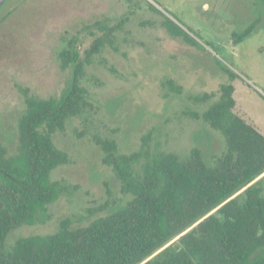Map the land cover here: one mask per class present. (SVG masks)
Segmentation results:
<instances>
[{
    "label": "rangeland",
    "instance_id": "rangeland-1",
    "mask_svg": "<svg viewBox=\"0 0 264 264\" xmlns=\"http://www.w3.org/2000/svg\"><path fill=\"white\" fill-rule=\"evenodd\" d=\"M150 1L200 45L172 37L162 14L139 0L134 8L124 0H5L1 5L0 142L11 151L25 106L20 88L40 98L58 97L71 76L59 57L68 42L73 40L83 57L103 34L95 22L119 26L113 32L116 49L104 47L85 65L80 83L91 109L53 135L69 160L50 175L64 186L48 206L50 218L12 230L7 249L21 236L54 232L64 217L83 226L125 203L129 196L101 162L97 138L115 140L123 153L138 149L144 135L152 148L180 156L199 148L209 163L223 153L220 132L190 112H202L219 98L221 85L230 81L225 67L238 75L231 82L233 110L264 134V0ZM204 92L214 95L200 102L193 98Z\"/></svg>",
    "mask_w": 264,
    "mask_h": 264
},
{
    "label": "trees",
    "instance_id": "trees-1",
    "mask_svg": "<svg viewBox=\"0 0 264 264\" xmlns=\"http://www.w3.org/2000/svg\"><path fill=\"white\" fill-rule=\"evenodd\" d=\"M124 1L134 8L135 0ZM139 2L162 14L172 37L200 45L150 0ZM94 25L103 34L83 57L73 40L59 54L71 76L58 97L40 98L20 88L25 106L16 146L11 151L0 142V264H264V134L233 110L231 82L238 75L228 67L230 81L221 85L219 98L202 112H190L224 137L225 151L211 163L199 148L184 156L152 148L149 135L129 153L120 152L113 139L97 138L101 162L129 196L125 203L83 226L64 217L54 232L21 236L5 247L12 230L48 220L49 204L64 190L50 178L69 160L53 135L92 107L80 83L92 55L106 46L116 49L113 32L119 26ZM166 83L180 92L173 80ZM213 95L193 98L200 102Z\"/></svg>",
    "mask_w": 264,
    "mask_h": 264
},
{
    "label": "water",
    "instance_id": "water-1",
    "mask_svg": "<svg viewBox=\"0 0 264 264\" xmlns=\"http://www.w3.org/2000/svg\"><path fill=\"white\" fill-rule=\"evenodd\" d=\"M5 0H0V7L1 5L4 3ZM154 4V3H153ZM155 6H157L156 4H154ZM159 8V6H157ZM160 9V8H159Z\"/></svg>",
    "mask_w": 264,
    "mask_h": 264
},
{
    "label": "built area",
    "instance_id": "built-area-1",
    "mask_svg": "<svg viewBox=\"0 0 264 264\" xmlns=\"http://www.w3.org/2000/svg\"><path fill=\"white\" fill-rule=\"evenodd\" d=\"M262 93V92H261ZM264 94V93H263Z\"/></svg>",
    "mask_w": 264,
    "mask_h": 264
}]
</instances>
